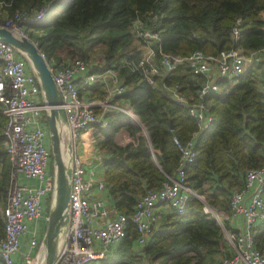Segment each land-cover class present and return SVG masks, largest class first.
Masks as SVG:
<instances>
[{"label": "trees", "instance_id": "trees-1", "mask_svg": "<svg viewBox=\"0 0 264 264\" xmlns=\"http://www.w3.org/2000/svg\"><path fill=\"white\" fill-rule=\"evenodd\" d=\"M49 3L44 21L26 29L28 39L47 61L81 59L91 72L119 67L125 91L117 99L127 103L145 130L143 135L122 110L109 113L106 126L90 129L102 156L101 179L108 196L116 210L129 215L146 189L159 188L166 174H174L179 161L174 139L186 143L196 130L184 106L166 97L160 88H152L132 68L141 44L131 24L157 15L161 35L157 56L159 52L185 57L198 50L213 56L231 49L256 50L264 48V0H0V7L6 17L13 18L16 13L33 16ZM133 41L140 44L139 49H129ZM97 50L98 63L92 64ZM206 81L184 65L161 79L165 85L179 84L190 102ZM218 85L220 92L210 91L205 98L212 122L194 138L196 156L187 168L186 181L209 204L225 210L231 191L242 187L246 170L264 166V90L251 72L231 88L224 81ZM101 94L98 86L90 96L99 98ZM3 124L0 105V202L4 205L12 166L3 145ZM121 130L133 141L116 144L114 138ZM161 223L139 255L131 250L135 231L128 224L126 236L116 248L118 264H218L225 253L220 227L202 212L194 197L188 198L182 213L171 212ZM3 231L0 212V237ZM254 245L264 251V232L254 235Z\"/></svg>", "mask_w": 264, "mask_h": 264}, {"label": "built area", "instance_id": "built-area-1", "mask_svg": "<svg viewBox=\"0 0 264 264\" xmlns=\"http://www.w3.org/2000/svg\"><path fill=\"white\" fill-rule=\"evenodd\" d=\"M50 5L44 6L33 16L16 13L13 18H2L0 26L23 35V28L44 21ZM131 29L141 44L139 59L132 68L152 88H160L166 97L184 106L196 130L186 143L174 139L179 161L173 175L166 174L159 188L146 189L129 215L116 211L111 219L98 225V219L105 220L107 217L105 199L100 196L107 189L103 181L94 178V172L86 171L83 157L78 154L79 138L94 126H106V116L118 110L126 112L132 123L142 129L143 135H146L145 130L129 108H122L116 102L125 91L118 75L119 67L91 72L90 66L81 59L49 64L62 99L60 107L67 117L64 143L70 140L72 146L69 224L52 264H90L109 256L125 238L128 224L135 231L134 246L141 250L152 236L157 206L161 204L171 212L182 213L189 197H194L201 204L202 212L211 216L220 227L225 253L220 256L218 264H264V256L254 245V229L264 223V166L246 170L242 187L231 191L225 210L209 204L186 181L187 168L196 156L194 138L212 122L206 96L210 91L220 92L219 81H224L230 88L236 85L247 65L263 61L264 48L231 49L215 56L199 50L185 57L160 52L157 56L156 48L161 41L157 15L150 14L145 20L136 19ZM261 29L264 31V25ZM237 33L236 28L234 34ZM182 65L193 75L207 78L193 102L182 95L179 84L165 85L161 82L163 77ZM210 73H213V78L208 77ZM98 86L102 90L101 97L92 98L90 95ZM38 98H41V102H37ZM0 105L4 117L1 132L3 145L12 166L6 201L0 209L4 219V231L0 237V264H33L38 248L36 238L28 241V251L18 258L17 255L28 224L39 219L45 223L48 220L45 204L53 194L51 156L50 148L46 147L48 131L36 125V118L46 117L49 108L29 63L4 42H0ZM18 175L35 184L20 183ZM234 218L241 220L239 231L229 227L230 220Z\"/></svg>", "mask_w": 264, "mask_h": 264}, {"label": "water", "instance_id": "water-1", "mask_svg": "<svg viewBox=\"0 0 264 264\" xmlns=\"http://www.w3.org/2000/svg\"><path fill=\"white\" fill-rule=\"evenodd\" d=\"M0 42L12 46L29 63L38 79L43 100L49 108L46 112V123L53 162V175L51 176L53 194L45 231L33 264H52L69 224V177L72 146L70 140L64 143L63 131L67 132V117L64 109L60 107L62 99L53 81L48 63L36 44L26 36L16 34L2 26H0ZM62 126L65 127L63 131ZM147 146L150 147V144L147 143ZM152 151L155 152V150ZM65 155L66 161L63 160Z\"/></svg>", "mask_w": 264, "mask_h": 264}, {"label": "crops", "instance_id": "crops-1", "mask_svg": "<svg viewBox=\"0 0 264 264\" xmlns=\"http://www.w3.org/2000/svg\"><path fill=\"white\" fill-rule=\"evenodd\" d=\"M6 16H7V13L0 7V18H5ZM136 44H137V49H139L140 48V44L138 42ZM262 63H263V61L259 62V63H253V64H250V65H247L246 68H245L244 74L247 73V72H251V74L253 75V78L258 83V86L260 87V89L264 90V83L261 82L263 80L256 79V75H255L256 73H258V68H262L261 67ZM213 76H214L213 73H210L208 77L209 78H213ZM259 81H260V83H259ZM37 102H41V98H38ZM116 102L122 108H126L127 107V103H125V102H121L118 99L116 100ZM36 125L39 126V127L45 128L47 130L46 117L42 116V117L36 118ZM88 133H85V134L83 133V137L84 136L88 137L89 136ZM131 139H132V137H130V135L126 131L121 130V131H119L116 134V136L114 138V141L118 145H125L126 143L131 142ZM81 141H82V139H81ZM80 143H81V146H78V154L83 157L84 166L86 168V171L87 172H89V171L94 172V178L96 180H98V181H103L101 179V176H102V172H103L104 167H103V165L101 163L102 162L101 153L98 150H96V149L94 150L92 148V146L88 145V142H87L86 145H85L84 142H80ZM46 147L50 148V144H49V139L48 138L46 139ZM18 181L20 183H28V184H31V185L35 184L34 181L27 180L21 175H18ZM100 196L105 199V209H106V212H107V217H106L105 220L102 219V218L98 219L97 220V224L98 225H103L105 222H107L109 219H111L113 214H114V212H116L118 210H116L114 208L113 202L110 199V197L108 196L107 192L104 191V192L100 193ZM47 205L48 204H45L46 212L48 214L50 201H49V205L48 206ZM3 206H4L3 203L0 202V208H2ZM170 213H171V211H169L164 205H161V204L158 205L157 208L155 209L156 224H155L154 228H157L158 226H160V224H162L161 222L164 221L165 216L170 214ZM45 227H46L45 221L40 220V219L37 220V221H32V222H30L28 224L27 232H26L25 238L22 239V244H21V247L19 249V253L17 255V258L20 256L21 253L28 251V249H29L28 241L31 238H36V240L38 241V246H39L40 240H41V238H42V236L44 234V231H45ZM229 227L232 230L239 231L240 227H241V220L239 218L231 219L230 222H229ZM127 229H128V227H127ZM262 232H264V223L259 224V225H257L255 227L254 235L256 234V235L260 236V233H262ZM133 236L135 238V233L133 234ZM115 250H116V248H115ZM117 250L114 251L109 256H107V257H105V258H103L101 260L94 261V262H92L90 264H118L116 259L119 256L115 257L116 256L115 252H118ZM131 250L133 252H135L136 255H139V253H140V250H138L134 246V244H133ZM121 258H123L124 260L126 259L127 262L130 261V259L128 257H124V256L121 255ZM141 264H143V263H141Z\"/></svg>", "mask_w": 264, "mask_h": 264}, {"label": "rangeland", "instance_id": "rangeland-1", "mask_svg": "<svg viewBox=\"0 0 264 264\" xmlns=\"http://www.w3.org/2000/svg\"><path fill=\"white\" fill-rule=\"evenodd\" d=\"M0 19H2V18H0ZM6 19V18H5ZM26 29H28V27H26ZM26 29L25 28H23V30H24V32L26 31ZM22 36H26L25 34H23ZM27 37V36H26ZM28 38V37H27ZM137 42H135V41H133L132 42V44L129 46V49H133V48H137V44H136ZM100 57V51L99 50H97L93 55H92V57H91V63L92 64H97L98 63V58ZM47 61V60H46ZM64 61V60H63ZM62 62V61H61ZM61 62H59V63H55L54 61H47V63H48V66H49V64L51 65V63H54V64H56V65H58V64H60ZM261 67L262 68H258V73H256L255 75H256V79H258V80H263L264 81V57H263V63H262V65H261ZM259 83H260V81H259ZM88 133V132H87ZM85 134V133H84ZM91 134V135H90ZM88 137L86 136H84L83 137V134L80 136V138H79V141L80 142H84L85 143V145L87 144V142H88V145H90V146H92V148L95 150H97V148H96V138L94 137V132L92 133L91 131H89V133H88ZM131 137V136H130ZM81 139H82V141H81ZM131 141H132V139H131ZM80 142H78V146H81V143ZM87 147V146H86ZM53 164V163H52ZM51 175H53V169H52V173H51Z\"/></svg>", "mask_w": 264, "mask_h": 264}, {"label": "bare ground", "instance_id": "bare-ground-1", "mask_svg": "<svg viewBox=\"0 0 264 264\" xmlns=\"http://www.w3.org/2000/svg\"><path fill=\"white\" fill-rule=\"evenodd\" d=\"M64 129H65V127L62 126V131H63ZM63 133H64V131H63ZM63 157H64L63 160L66 161V156H63Z\"/></svg>", "mask_w": 264, "mask_h": 264}]
</instances>
